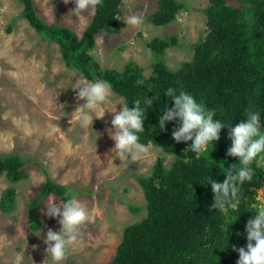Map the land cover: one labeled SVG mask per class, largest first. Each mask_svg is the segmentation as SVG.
I'll return each instance as SVG.
<instances>
[{
    "label": "trees",
    "instance_id": "trees-1",
    "mask_svg": "<svg viewBox=\"0 0 264 264\" xmlns=\"http://www.w3.org/2000/svg\"><path fill=\"white\" fill-rule=\"evenodd\" d=\"M18 1L23 5L21 17L44 40L58 44L70 70L92 82H109L129 108L136 99L142 101V107L145 98L154 100L150 108H145L140 142L159 147L171 159L165 164L166 157L159 156L150 174L135 175L144 195L146 215L123 228L108 264H236L239 254L233 246L246 248V223L258 206H264V201L257 199V190L264 188V166L257 168L256 162L251 165L255 175L251 182L240 185L237 211L223 213L211 208V181L223 182L224 168L236 164L239 167V159L227 155L231 146L229 132L249 109L260 113L264 131V0H240L239 4L208 0L202 9L206 35L193 45L191 59L170 68L163 58L166 49L176 45V35L153 37L147 44L153 58L147 76L134 61H128L122 70L103 68L89 54L96 35L120 32L123 21L117 18L123 0H101L80 37L66 26L45 23L32 0ZM184 9L180 0H157L146 18L155 26H167ZM169 87L187 91L198 102L202 100L215 112L214 119L225 125L212 149L209 144L208 152L199 158L189 149L191 141L177 143L172 139L173 130L180 126L178 119L165 122L163 130L159 128L160 117L174 106L165 96ZM25 162L17 155H0V175L10 182L27 178ZM67 188L55 183L46 172L45 181L28 203L32 231L41 227L36 212L43 199L53 194L65 202L70 197ZM14 205V190L8 187L1 193L0 210L8 212ZM130 209L138 211L131 205Z\"/></svg>",
    "mask_w": 264,
    "mask_h": 264
},
{
    "label": "rangeland",
    "instance_id": "rangeland-1",
    "mask_svg": "<svg viewBox=\"0 0 264 264\" xmlns=\"http://www.w3.org/2000/svg\"><path fill=\"white\" fill-rule=\"evenodd\" d=\"M32 1L45 23L66 26L78 37L93 16L87 12L73 15L74 0L67 4L63 0ZM180 1L185 9L175 20L167 26H155L146 17L157 0H123L120 32L96 35L89 54L103 68L122 70L128 61H134L147 76L153 62L148 42L153 37L176 35V45L166 49L163 60L172 69L179 67L191 59L193 45L206 35L202 9L208 4V0ZM232 2L239 4L240 0ZM22 8L18 0H0V155L26 159L23 168L28 174L18 182L0 175V196L8 187L15 194L12 210H0V264H51L44 239L48 229L58 232L60 225L59 218L44 213L49 198L62 202L53 194L43 199L36 212L42 224L36 231L30 229L28 216V203L45 181L46 172L55 183L68 187L69 195L85 202L94 216V222L84 229V242L73 246L62 264H108L123 228L146 215L135 175L150 174L159 156L166 157L165 164L171 157L151 144L150 153L139 162H121L116 157L108 130L112 128V112L120 110L123 98L113 91L110 102L102 106L104 116L95 118L101 114L99 109L92 114L91 129L77 123L73 112L85 101L76 99L78 89L73 87L77 80L86 78L65 65L57 43L44 40L21 17ZM132 12L143 14L140 28L124 22ZM257 199L264 201L263 187L257 190ZM130 205L138 211L133 212Z\"/></svg>",
    "mask_w": 264,
    "mask_h": 264
},
{
    "label": "clouds",
    "instance_id": "clouds-1",
    "mask_svg": "<svg viewBox=\"0 0 264 264\" xmlns=\"http://www.w3.org/2000/svg\"><path fill=\"white\" fill-rule=\"evenodd\" d=\"M63 2L67 4L69 0ZM74 3L73 15L79 17L87 12L91 16L95 15L96 6L101 0H74ZM50 8L54 19L53 9L51 6ZM123 19L127 25L134 28H140L144 23L143 14L140 12H132ZM73 88L78 89L76 99L85 101L73 112L76 122L91 129L94 118L92 114L98 109L101 110V114L95 118H102L105 114L102 106L110 102L113 95L112 85L100 79L94 82L79 79ZM165 96L173 101L174 106L160 117L159 128L163 130L165 122L178 119L180 126L172 132L174 141L177 143L191 141L189 149L197 154V158L201 153L208 152L209 144L212 149V143L219 139V133L225 127L220 120L214 119L215 112L209 110L202 100L198 102L192 94L183 89L169 87ZM153 101L145 98L143 100L145 107H142V101L136 99L133 101V107L129 108L128 103H124L119 111L112 112V128L108 132L115 143L111 151L115 152L121 162H139L150 153L151 145L142 144L138 134L144 132L145 108H150ZM98 136L96 133V139ZM229 139L231 146L227 149V155L237 157L239 167L236 164L224 168L223 174L226 178L223 182L211 181L213 194L211 208L223 213L239 209L240 185L245 181H252L255 175L251 166L253 162H256L257 168L264 166V131L261 130L260 113L249 109L242 121L230 129ZM257 157L260 159L257 160ZM54 199L49 198L46 202L44 215L59 218L60 229L58 232L48 229L46 232L45 254L50 258L51 264H62L67 259L69 250L84 242V229L87 224L94 222V216L85 202L76 196L70 195L65 202L58 204L54 203ZM245 231L246 248L237 249L233 246V250L239 254L236 264H264V206L257 207L253 218L247 221Z\"/></svg>",
    "mask_w": 264,
    "mask_h": 264
}]
</instances>
